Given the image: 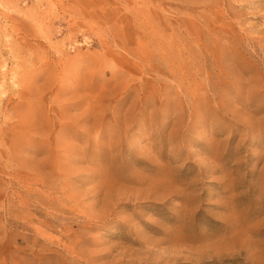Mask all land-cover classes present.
I'll return each instance as SVG.
<instances>
[{"label":"rangeland","instance_id":"1","mask_svg":"<svg viewBox=\"0 0 264 264\" xmlns=\"http://www.w3.org/2000/svg\"><path fill=\"white\" fill-rule=\"evenodd\" d=\"M0 264H264V0H0Z\"/></svg>","mask_w":264,"mask_h":264},{"label":"bare ground","instance_id":"2","mask_svg":"<svg viewBox=\"0 0 264 264\" xmlns=\"http://www.w3.org/2000/svg\"><path fill=\"white\" fill-rule=\"evenodd\" d=\"M165 235V234H164Z\"/></svg>","mask_w":264,"mask_h":264}]
</instances>
